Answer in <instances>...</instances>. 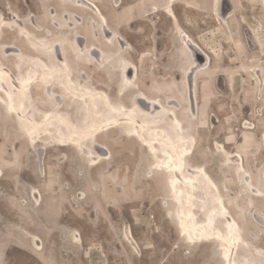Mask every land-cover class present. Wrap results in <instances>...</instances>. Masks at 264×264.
Returning a JSON list of instances; mask_svg holds the SVG:
<instances>
[{
    "label": "rangeland",
    "instance_id": "obj_1",
    "mask_svg": "<svg viewBox=\"0 0 264 264\" xmlns=\"http://www.w3.org/2000/svg\"><path fill=\"white\" fill-rule=\"evenodd\" d=\"M177 1L0 0V23L6 21L0 58L34 76L42 70L38 61L48 60L43 39L58 41L72 58L74 78L105 90L117 108L132 109L137 93L145 92L174 109L196 140L190 166H203L217 182L243 226L247 256L264 264V0H233L223 23L214 14L216 0ZM90 2L122 37L124 56L138 69L137 87L122 91L116 70L106 66L120 46L103 38L104 19ZM185 34L213 53V67L193 73ZM76 39L90 52L75 64ZM192 74L201 78L195 116L187 85ZM37 89L45 111L61 103L81 120L79 104L64 89L51 96ZM124 128L100 141L112 151L110 159L93 163L94 148L78 155L42 150L50 141L35 146L0 102V264H223L214 245L191 246L180 236L165 177L149 174L151 158ZM19 235L27 240H16ZM32 235L43 242L39 252Z\"/></svg>",
    "mask_w": 264,
    "mask_h": 264
},
{
    "label": "bare ground",
    "instance_id": "obj_2",
    "mask_svg": "<svg viewBox=\"0 0 264 264\" xmlns=\"http://www.w3.org/2000/svg\"><path fill=\"white\" fill-rule=\"evenodd\" d=\"M173 1L175 3L172 6L181 3L177 0H170V4ZM233 3H235L233 0H216L214 14L219 16L222 23L223 20L231 17ZM88 5L95 11H99L98 13L104 19L103 38L106 40L117 39L120 46L118 52L114 54L111 64L106 66L116 70L122 91L137 87L138 69L132 61L124 56L125 47L122 37L109 26L107 17L96 4L90 2ZM3 25H6L5 20L0 23V26ZM70 26L73 27V23ZM0 31L2 30L0 29ZM96 36H98V32ZM185 36L186 52L191 63L190 68H195L193 73L213 67V53L202 50L193 39L187 37V34ZM80 37L88 44L86 36ZM42 44L46 52L43 53L48 55L46 58L48 60L38 61L42 64V70H34V76H27L26 71L19 73V68L17 69L15 64L13 67L7 66L8 63L5 62V64L0 58V102L5 106L7 112L13 114V117L18 120L22 132L26 134L31 143L37 146L44 141L49 144L48 141H50L48 147H42V150L57 147L72 150L78 155H85L88 148H94L96 153L95 159L92 160L94 163L110 159L112 151L100 141L109 131L121 130L122 125H125L124 129L127 135L143 146L152 160L148 167L151 170L149 174L155 172L165 177L166 191L174 207L180 236L185 238L191 246L214 245L215 252L219 253L223 264H259L247 256L250 244L246 239L243 226L228 206L217 182L203 166H190L189 162L194 157L196 140L187 135L186 123L181 120L176 111L164 108L162 103L145 92L137 93L132 102V109H127L124 106L117 108L112 104L111 95L105 90L93 84L80 83L74 78L77 72L71 64L72 58L66 53L67 50L62 43L52 40L44 41L43 39ZM88 45L83 48V43L76 39L74 49L79 53L74 54L73 63L76 64L81 53L90 52ZM7 48L15 49L14 46ZM94 49L104 60L109 58L107 52L100 48ZM16 50L19 52L18 49ZM21 53L23 54V51ZM35 75L36 80L31 82V79H35ZM198 75L193 77L192 74L187 84L190 88L194 116L197 113V108L199 110L200 107V95L197 94V90L201 88V78ZM39 86L44 88L46 93L48 91L50 96L49 91L52 90V93H56L55 90L58 87L64 89L68 95L70 94L72 101L79 104L82 113L81 120L72 119L67 112L71 108L66 109L60 105L61 103L55 108L45 111L48 107L39 104L35 98V90ZM58 99L61 100L60 97ZM173 102L177 104V100ZM10 108L13 110L9 111ZM155 117L156 120H154ZM85 132L88 133L87 138L84 136ZM192 139L195 140L194 145L191 143ZM3 175L4 171L0 166V176ZM255 186L253 187L254 192L262 196L260 187ZM39 195L36 196V200H39ZM209 220L212 221L211 225H209ZM4 222L6 224V221ZM182 224L183 227H181ZM229 225H232V231L239 230V243L234 244L229 239ZM186 233L193 237V242H189ZM15 239L23 242L27 240L23 235H19ZM31 243L34 252H39L44 248L43 242L37 235H32Z\"/></svg>",
    "mask_w": 264,
    "mask_h": 264
},
{
    "label": "snow or ice",
    "instance_id": "obj_3",
    "mask_svg": "<svg viewBox=\"0 0 264 264\" xmlns=\"http://www.w3.org/2000/svg\"><path fill=\"white\" fill-rule=\"evenodd\" d=\"M165 6L167 7L168 5H165ZM12 110L13 109H11V108L9 109V111H12ZM84 136L87 138L88 137V133L85 132ZM191 143L194 145L195 144V140L192 139ZM180 163L182 165L183 162L181 161ZM169 168H170V165H169ZM260 178H261V182L264 183V171L261 172V177ZM211 223H212V221L209 220V225H211ZM181 227H183V224L181 225ZM229 229H230L229 239L231 240V242L234 243V244L235 243H239V230L236 229L235 231H232V225H229ZM187 236H188L189 242H193V237L190 234H187ZM226 255H227V250H226Z\"/></svg>",
    "mask_w": 264,
    "mask_h": 264
},
{
    "label": "crops",
    "instance_id": "obj_4",
    "mask_svg": "<svg viewBox=\"0 0 264 264\" xmlns=\"http://www.w3.org/2000/svg\"><path fill=\"white\" fill-rule=\"evenodd\" d=\"M33 247V245H31ZM34 250V249H33Z\"/></svg>",
    "mask_w": 264,
    "mask_h": 264
}]
</instances>
